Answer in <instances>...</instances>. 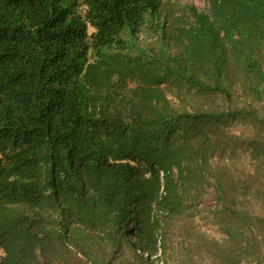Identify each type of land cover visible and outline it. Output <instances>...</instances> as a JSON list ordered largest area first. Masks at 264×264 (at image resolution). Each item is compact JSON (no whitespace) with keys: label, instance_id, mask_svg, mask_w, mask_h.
Returning <instances> with one entry per match:
<instances>
[{"label":"trees","instance_id":"trees-1","mask_svg":"<svg viewBox=\"0 0 264 264\" xmlns=\"http://www.w3.org/2000/svg\"><path fill=\"white\" fill-rule=\"evenodd\" d=\"M205 1L0 0V264H264V0Z\"/></svg>","mask_w":264,"mask_h":264},{"label":"rangeland","instance_id":"rangeland-1","mask_svg":"<svg viewBox=\"0 0 264 264\" xmlns=\"http://www.w3.org/2000/svg\"><path fill=\"white\" fill-rule=\"evenodd\" d=\"M162 2L163 5L176 12L181 11L182 6L185 4H193L198 9H205L207 7V3L205 0H162ZM80 9L83 11L84 8L81 7ZM89 30L91 31L92 29L89 28ZM246 126L247 125L244 122H241L239 120L232 121L230 123V127L237 133L241 130H244ZM250 158L251 155L248 149L238 148L229 155L228 161L230 162V160L233 159V163H235L234 168L237 167L239 171L245 173L251 168V165L249 163ZM254 199L257 200L255 196ZM215 204V190L214 187L210 186L204 194V199L199 206V210L193 217V223L209 235L215 237L216 239H221L225 235L218 223L216 222L215 218L211 214V211L215 207Z\"/></svg>","mask_w":264,"mask_h":264}]
</instances>
